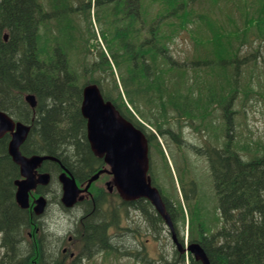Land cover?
<instances>
[{
	"label": "trees",
	"instance_id": "trees-1",
	"mask_svg": "<svg viewBox=\"0 0 264 264\" xmlns=\"http://www.w3.org/2000/svg\"><path fill=\"white\" fill-rule=\"evenodd\" d=\"M180 36L193 45L175 57L171 45ZM251 39L264 43V0H0V109L31 126L25 143L30 155L47 153L72 172L74 163L83 170L89 157L83 88L97 84L105 100L146 133L150 150L170 172L178 198L163 196L164 201L184 235L189 208V243H200L211 264H264V146L254 151L250 144H235L230 159L229 142L222 147L225 154L208 153L214 180L222 182L223 227L216 233L200 225L191 165H180L182 203L166 156L172 144L184 149L173 120L213 126L218 110L235 117L240 95L247 102L264 97L247 79L253 75L249 63L258 61L251 55L255 51L242 55ZM27 95L36 97V109ZM228 125L233 124L226 123L227 136ZM9 139L0 140V264H33L48 253L28 241L27 214L12 195L18 168L7 152ZM158 166L152 157L150 176L160 189ZM138 210L154 231L161 229L164 221L149 201H139ZM119 228L118 221L91 223L87 242L105 239L111 255L116 252L111 243L117 241L110 230ZM175 255L174 264H202L191 254Z\"/></svg>",
	"mask_w": 264,
	"mask_h": 264
},
{
	"label": "rangeland",
	"instance_id": "rangeland-1",
	"mask_svg": "<svg viewBox=\"0 0 264 264\" xmlns=\"http://www.w3.org/2000/svg\"><path fill=\"white\" fill-rule=\"evenodd\" d=\"M94 29H96L94 24ZM253 41L252 45L246 47L242 50V55L249 57L250 51H255L251 55L253 57H258V61L255 63H249V70H253V75L248 77L249 84L254 90H258L264 94V43L256 44ZM193 45L189 38L178 37L175 44L171 45V50L174 51L175 57L179 55L184 56V51L190 49ZM260 49L256 54V50ZM256 49V50H255ZM252 57V56H251ZM185 59V57H182ZM247 65V64H246ZM244 65V66H246ZM243 68V67H242ZM244 69V76L245 68ZM257 75H259L257 77ZM263 85V88L261 87ZM244 97L240 95V99H237L238 108L236 109L237 114L233 118L232 122L234 125V130L232 132V143L238 145H248L253 147L256 151L260 147L264 146V97L255 95L253 100L248 102L243 99ZM213 120V126L197 125L191 124L186 120H183L181 124H178L176 120L171 122L172 127H176V133L180 135V139L184 140V149H175V145L172 144L173 150H169V158L173 170L175 172L177 187L181 190V183L178 182V174L182 171L180 166L183 162H188L191 165V170L194 173L196 179L197 191L196 199L199 203L201 219L203 220V225H210L213 227V232H218L223 227V222L221 219V212L219 209V199L217 193L215 192V186L213 184L212 176L210 175L209 163L206 159H202L201 155L192 152V145H197L198 147H207L208 149H213L212 147H217L218 145L223 146L227 142L225 123H223L222 113L218 112V115L211 117ZM215 123V124H214ZM215 125V126H214ZM151 130L154 129L151 127ZM162 142L163 139L161 138ZM260 146H257V145ZM225 147V145H224ZM187 148V149H185ZM231 149H234L231 146ZM196 152V151H195ZM152 157L159 166L156 170V178L158 179V184L160 189H163V196L169 199L178 198V194L174 190L172 184V177L166 166L160 160L159 154L155 151L152 153ZM158 160V161H157ZM194 163L198 166L196 168ZM190 188V187H189ZM190 193V189H188ZM179 199H185L182 195ZM196 199L194 201H196ZM108 203V217L109 222H116L120 220V225L123 228L122 238L119 240L120 253H118V259L108 257L105 255L98 256L95 260L93 258L88 259L86 264H174V259L176 257L175 251H177L176 246L172 241V234L170 229L165 225V223L160 224L157 228L158 232L154 231L153 227L147 223L142 216L135 213L129 214L126 210L123 212V207L116 206V199H107ZM52 211L46 216L48 220L49 230L48 235L51 238V234L56 233L59 236L65 235L66 233L72 232L75 228L73 221L63 215L62 211H58L56 207L52 208ZM189 211V208L187 209ZM110 211V213H109ZM119 211V213H118ZM76 211L74 215H76ZM80 213H78L79 215ZM190 215V211H189ZM191 217L187 216V228H185V235L183 234V228L180 230L177 228L176 233L179 237H184L185 243L189 242V236L187 234L188 227L190 226ZM130 229H137L139 235L136 237L133 232H129ZM151 229V230H150ZM124 243V245L121 244ZM127 248H131V256H122ZM139 256V257H137ZM188 257V255H186ZM136 258V259H133Z\"/></svg>",
	"mask_w": 264,
	"mask_h": 264
},
{
	"label": "water",
	"instance_id": "water-1",
	"mask_svg": "<svg viewBox=\"0 0 264 264\" xmlns=\"http://www.w3.org/2000/svg\"><path fill=\"white\" fill-rule=\"evenodd\" d=\"M26 100L32 108L37 106L35 96L28 95ZM81 112L87 120L89 143L94 153L104 158L110 167V172L114 176L113 184L123 200L126 202L148 200L170 229L180 253L188 252L197 262L211 264L201 244L193 243L184 248L178 242L174 222L167 210L162 193L152 185L149 177V144L145 134L127 121L111 102L105 101L101 90L95 84L84 88ZM30 131L31 127L14 122L6 113L0 111V139L6 134H12L9 154L15 164L20 166L24 178L16 182L18 186L16 200L22 209L29 208V191L36 185L37 168L46 160L59 161L51 156L28 158L22 155L21 146L27 140ZM49 178L48 174H44L40 176L38 182L46 183ZM97 178L98 175L92 181ZM60 181L64 188L62 202L66 207H73L78 200H83L77 199L81 191L72 176L64 173L60 176ZM45 207L46 200L39 199L36 213L41 215Z\"/></svg>",
	"mask_w": 264,
	"mask_h": 264
},
{
	"label": "flooded vegetation",
	"instance_id": "flooded-vegetation-1",
	"mask_svg": "<svg viewBox=\"0 0 264 264\" xmlns=\"http://www.w3.org/2000/svg\"><path fill=\"white\" fill-rule=\"evenodd\" d=\"M222 119H223V123L231 122L233 124L232 122L233 118L223 117ZM227 127L229 130V134H228L229 143H228L227 152H228V158L230 159L231 151L234 152V149H231L232 146L231 132H233L235 127L234 125H228ZM86 130H87V126H86ZM7 136H9L10 138L7 148L8 155L10 156L9 144L12 140V134L11 133L6 134L5 137ZM25 143L21 146V153L24 156L30 158L33 155L29 154L30 151L28 150V148H25ZM88 145L89 147L87 151L89 153V157H86L85 160H83V164H84L83 166H85L83 170H81L82 165L78 166L77 163H74L72 168L73 172H72L68 168L63 166L59 161L46 160L35 171V175L37 177L35 182L36 185L34 186L33 189L29 191V208L24 210L27 214V218H28L27 221L29 222L28 224L29 227L25 232L29 236L28 241L35 242L34 247L36 249L44 253H48L47 255L48 258L47 259L43 258L39 261H31L33 264H86L88 262V259L90 258H93L95 260L98 256L101 257L105 255V257H107L108 245L107 242H105V239H101L99 244L97 243L91 244L87 242L90 237L87 234V229L88 226H91V223L97 225L103 223V225H106L109 222L107 199H116L117 201L116 206H118V208L123 207V212L124 210H126L129 214L135 213L136 216L137 214L139 215L140 213L142 218L145 219L143 217V214L138 210V202L142 200H136L132 202H126L123 200V197L120 195L117 188L113 184L114 176L111 174L110 172L111 169L106 164L105 159L97 156L94 153L92 147L90 146V143ZM212 148L213 149L210 150L207 147H200V152L202 154V157H206V159L207 158L209 159V155H208L209 151H212L214 155L217 153L225 154V152L223 151L224 148H222V146L220 145ZM48 155L51 156L50 154L43 153V156H48ZM15 165L18 168L17 169L18 173L15 175L14 178L12 195L14 193L15 199H17L18 186L16 182L22 181L24 180V178L21 174L20 166H18L17 164ZM221 167H222L221 164H219L220 169ZM209 168H210V175L212 173L213 176V165L210 164ZM63 172L68 173V175L72 176L76 180L78 189L81 191L77 199H83V200H78L77 203L70 208L66 207L62 202L64 196V188L60 181V176L63 174ZM44 174L49 175L50 177L49 181L46 183L38 182L40 176ZM220 174L221 176H225L224 172H220ZM97 175L98 178L92 181V179ZM218 182H220L218 181V178H216V182H215L213 177L215 192L217 193L218 199H220L219 190L220 188H222V182H220V185L218 184ZM39 199H46V207L41 215H38L36 213L37 201ZM127 204H133V206H127ZM54 207H56L58 211L61 210L63 215H66L68 219L73 221L75 224V228L73 229L72 232L70 231L69 233H66L65 235L62 236L53 233L51 234V238H50L47 231L49 230V227L51 225L49 224L48 220H46V216L49 213V211H52V213H54L52 209ZM75 211L77 213L76 215H74ZM78 213L80 214L78 215ZM117 221L120 223V220ZM122 231L123 228L121 225L118 232H115L113 229L110 230V235L114 237L115 241H117L115 243H111V245L116 248L117 253H120V248H122L120 247V245H118L119 244L118 242L123 235ZM129 232H133L136 237L139 235L137 229H130ZM176 234H177L178 242L180 244H183L182 243L183 238L179 237L178 233ZM172 241L177 248V245L175 244L173 237H172ZM200 242H203V237H201ZM121 244L124 245L123 242H121ZM132 254L133 253H131V248H127L124 254H122V256L125 255L131 256Z\"/></svg>",
	"mask_w": 264,
	"mask_h": 264
}]
</instances>
